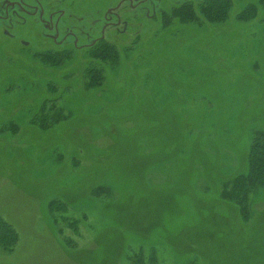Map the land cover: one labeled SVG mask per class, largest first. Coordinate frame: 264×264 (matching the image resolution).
I'll return each instance as SVG.
<instances>
[{"label":"rangeland","instance_id":"1","mask_svg":"<svg viewBox=\"0 0 264 264\" xmlns=\"http://www.w3.org/2000/svg\"><path fill=\"white\" fill-rule=\"evenodd\" d=\"M177 18L140 32L145 59L99 61L94 88L97 60L50 67L0 44V216L18 232L0 264H124L140 247L160 264H264V190L246 222L218 197L264 135V0Z\"/></svg>","mask_w":264,"mask_h":264},{"label":"flooded vegetation","instance_id":"2","mask_svg":"<svg viewBox=\"0 0 264 264\" xmlns=\"http://www.w3.org/2000/svg\"><path fill=\"white\" fill-rule=\"evenodd\" d=\"M79 1L0 0V44L11 41L7 46L10 50L21 52L30 48L35 53L53 54L69 62L70 68L80 61L111 58L113 51L118 59L130 56L145 59V39L140 32L147 33L156 25L153 21L162 22L163 17L181 10H191L198 15L201 10H213L215 3V0ZM26 23L32 26V45L21 36ZM137 46L139 52H135ZM3 56L9 60L12 53ZM41 61L38 60L35 67L47 72L48 68ZM19 66L15 65L21 68ZM229 209L234 211L232 206Z\"/></svg>","mask_w":264,"mask_h":264},{"label":"trees","instance_id":"3","mask_svg":"<svg viewBox=\"0 0 264 264\" xmlns=\"http://www.w3.org/2000/svg\"><path fill=\"white\" fill-rule=\"evenodd\" d=\"M213 10L206 11L201 10L199 11L198 15H202L203 18L207 19L208 21H220L223 19L230 10L231 7V0H215V3L212 4ZM251 12H254L251 14ZM174 15L177 14L178 20L182 22L184 20H193L191 18H195L198 20V15L196 12L191 10L185 11H176L173 13ZM255 8H251V6L246 7L243 9L239 14L238 17L240 19H249L254 17ZM194 20V21H195ZM111 53V51H108ZM112 57H108L106 59L98 60L95 65L88 66V64L83 69V77L84 74L87 73L89 75H93L92 82H90L89 87L94 88L99 84V80H95V77H99V79L104 76L103 72L106 71L108 68L107 66L96 68L100 62H106L109 58L111 60H118L117 54L112 52ZM44 64L47 66H62L64 64V60L56 57L50 56L44 59ZM88 87V86H86ZM264 135H256L251 138L248 147H246V151L244 153L245 165L243 169L239 170L235 174L225 178L221 182V188H218V197L232 206L234 213L236 216L240 218V220L247 221L249 219L250 213L248 211V204L250 196L255 193L259 189L264 190ZM219 199V201H220ZM221 201V202H222ZM57 202V200H52L49 203V208L53 209V204ZM232 212V209H229ZM54 213V212H51ZM62 217V216H61ZM237 217V218H238ZM63 220V219H61ZM74 223V222H70ZM68 226V225H66ZM18 241V232L17 230L4 218L0 216V247L6 252H11L16 243ZM62 244L65 247H73V243L70 244L64 239L62 240ZM124 264H160L157 258L156 250L151 248L147 249V251L143 250L141 247L135 251L127 254L124 257Z\"/></svg>","mask_w":264,"mask_h":264}]
</instances>
